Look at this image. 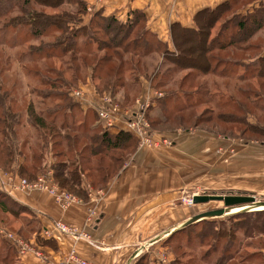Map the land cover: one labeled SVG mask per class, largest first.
<instances>
[{
  "label": "trees",
  "instance_id": "obj_1",
  "mask_svg": "<svg viewBox=\"0 0 264 264\" xmlns=\"http://www.w3.org/2000/svg\"><path fill=\"white\" fill-rule=\"evenodd\" d=\"M87 1L0 0V45L27 44L20 55L26 61L23 67L47 90L32 93L40 105L53 102L42 109L28 102L19 105L24 95L14 82L8 85V60H0V168L4 172L32 182L48 170L54 184L84 202L88 187L105 188L131 158L135 137L106 129L94 110H83L69 99L68 85L79 80L82 69L88 71L85 77L98 94L112 96L128 80L139 89L140 80H148L163 94L152 103L160 114L148 118L152 131L172 121L175 127L202 126L226 139L264 144L262 0H226L201 9L191 27L169 26V43L148 29L139 10L131 11L124 22L96 10L84 22ZM65 58V68L73 72L70 82L54 67L44 73L34 70L39 61ZM178 73L182 75L169 85ZM24 111L37 135L34 145L29 135L20 140ZM0 222L36 246L50 244L51 239L40 236L32 209L2 191ZM162 247L174 255L168 264H264V210L192 223L168 235ZM150 254L149 246L130 264H147ZM0 264H21L14 248L2 239Z\"/></svg>",
  "mask_w": 264,
  "mask_h": 264
},
{
  "label": "crops",
  "instance_id": "obj_2",
  "mask_svg": "<svg viewBox=\"0 0 264 264\" xmlns=\"http://www.w3.org/2000/svg\"><path fill=\"white\" fill-rule=\"evenodd\" d=\"M225 1L101 0L96 10H101L104 16L113 14L122 22L127 19L131 11L139 10L145 16L148 29L161 41L169 43L171 24L179 23L191 27L196 12L215 7ZM87 2L89 4L87 8L91 10L84 17V22H87L96 11L92 10L93 1ZM262 2L264 4V0ZM141 81H144L143 92L151 95L149 83L144 79ZM83 85L94 90L89 79ZM211 140V136H205L203 143L210 146ZM224 140L231 141L226 138ZM235 149L242 151L239 145H236ZM239 155L240 153L237 154L236 159ZM257 155L252 160L256 163L264 162V157L259 153ZM170 157L171 155L157 156L136 150L127 161L129 166L127 168L124 166L105 188L88 187L87 201L83 202L80 199V202L72 203L66 210L61 209L47 193L10 189L0 175V191L32 209L40 229V236L44 237L42 234L47 231L50 236L44 238L51 239L50 244L37 246L45 255V261L30 253L22 257L17 255L19 262L58 264L66 255L73 252L80 260L91 264H130L149 246L160 242L162 240L160 236L166 231L165 229L178 226L186 219L179 221V209L169 208L174 197L178 195V179L172 178L171 173L164 175L161 167L157 168L156 163L162 164V161L170 165ZM1 171L4 172L2 169ZM91 211H94L92 223L87 222ZM58 221L79 228L87 234V241L74 242L72 238L55 231L54 225ZM0 224L4 225L1 222ZM13 226L19 227L17 223ZM148 243V246H144ZM138 249L141 250L128 263Z\"/></svg>",
  "mask_w": 264,
  "mask_h": 264
},
{
  "label": "rangeland",
  "instance_id": "obj_3",
  "mask_svg": "<svg viewBox=\"0 0 264 264\" xmlns=\"http://www.w3.org/2000/svg\"><path fill=\"white\" fill-rule=\"evenodd\" d=\"M252 5L253 4L249 5L248 8ZM238 7L236 9H238ZM26 48L27 44L19 46L14 43V46H12L7 43H2V45H0V60H8V64L5 68V73L10 80L8 85H11V83L14 82L17 87V92L24 95L25 100L24 97H20L18 100L19 105L23 106L28 102L33 104L35 109L49 107L53 103L51 100H46L43 105H40V99L32 93V90L35 89L47 90L37 79L34 80L32 74H28L25 71L23 66L26 61H21L23 58H21L20 55ZM113 48L111 49L113 50ZM65 60L66 58L64 60H42L37 62L35 64L36 66L33 65L37 68L34 70H40V72L44 73L45 68L54 67L57 71L61 70L62 77L70 82L72 80L71 77L73 72L65 68L66 65L63 64ZM80 71L82 74L80 75L79 80L74 83H69L66 90L67 93L69 91L71 92L78 86L85 84L86 80L89 79V77H85L88 71L83 69ZM180 75L182 74L178 73L173 75L171 80H169V85H173L174 81L178 79ZM48 76L52 77V80L55 79L52 74H47L46 77ZM127 85L124 89L118 90L112 96L109 92L100 93L99 95H109L113 100V103H115L120 110L131 109L144 93V81L140 80L139 89L131 86L133 85L131 80H128ZM219 86H221V84H219ZM149 87L151 88V91H156L150 86V84ZM213 88H215V86H213ZM68 97L71 99L70 96ZM156 108L157 107L150 105L148 112H146V118L149 125L150 122L148 118L153 119L154 117H160ZM198 111L201 110L199 109ZM22 114V121L25 126L20 132V140H22L25 135H29L31 145H34L37 135L27 124L26 112L24 111ZM175 126L176 125L171 121V124H160L157 129L160 131H152L158 140V147L138 149V146H136L135 149L147 154H156L157 156L171 155L170 165L166 161H162V164H156H158L157 168L161 167L164 175H169L171 173L172 178L178 179V195L174 197L169 208L175 207L179 209V221L186 218L181 221L184 222L189 219V217L223 208L221 202H208L195 205L192 202V197L195 195H247L253 196L256 202L264 203V162L256 163L252 160L258 156L257 153L264 157V144L261 145L259 141L257 142L254 140H252L254 142L241 141V139H229L231 141L224 140L222 136L217 137L218 135L209 134L208 131L202 129V126L199 129L192 128V126H188L187 128ZM208 135L211 136L212 139L210 146H206V144L203 143L204 137ZM163 141H166V144H164ZM236 145L241 146L242 151L239 149L237 151V149H235ZM238 153H240V155L238 159H236ZM47 158L46 159L50 164L52 160H50V157ZM124 166L127 168L129 164L127 162L124 163L122 169ZM45 172H48V170ZM45 172L41 171L40 174L43 175ZM231 209L230 213L228 212L225 216L214 219L225 220L227 217L236 216L238 213L264 210V208L255 210L249 208L248 205L237 206ZM244 209H250L251 211H245ZM239 210L243 211L238 212ZM165 233L166 231H163L162 234ZM166 237L167 236L164 235L160 238L162 239L160 242L150 246L151 254L147 264H168L169 261L174 258V255L170 253L169 250L162 247V243ZM147 250L148 249H146V251Z\"/></svg>",
  "mask_w": 264,
  "mask_h": 264
},
{
  "label": "built area",
  "instance_id": "obj_4",
  "mask_svg": "<svg viewBox=\"0 0 264 264\" xmlns=\"http://www.w3.org/2000/svg\"><path fill=\"white\" fill-rule=\"evenodd\" d=\"M92 10H96V6L101 0H92ZM91 8H87L90 11ZM95 90L88 89L85 85H80L70 92L72 100L80 105L83 110L92 109L96 112L99 120L103 126L108 129H119L129 132L137 141L138 149L142 148H156L159 146L156 135L152 132L149 123L147 122L146 112L149 106L152 105V100L162 97V93L158 91H151V95L147 93L142 94L141 98L136 101L135 106L131 109L120 110L119 107L113 103L109 95L98 96ZM166 144V141H163ZM0 175L5 179L6 184L10 189L25 191V192H44L53 198L55 203L61 209L66 210L72 203L80 202L81 200L65 190L60 189L54 184L51 172L43 175H38L37 178L29 182L23 178H18L11 173L2 172ZM191 203V201H190ZM94 211H91L87 222L92 223V216ZM90 224V223H89ZM55 231L72 238L74 242L88 239L86 233L75 226H69L63 222H56L54 225ZM44 237H49V232L45 231L42 234ZM0 239L12 246L19 257L27 254H33L37 258L45 261L46 257L42 251L32 241L23 239L21 236L10 231L4 225L0 224ZM91 264L82 261L79 257L71 252L66 255L58 264Z\"/></svg>",
  "mask_w": 264,
  "mask_h": 264
},
{
  "label": "water",
  "instance_id": "obj_5",
  "mask_svg": "<svg viewBox=\"0 0 264 264\" xmlns=\"http://www.w3.org/2000/svg\"><path fill=\"white\" fill-rule=\"evenodd\" d=\"M192 202L193 204L197 205V204H205L208 202H221L223 204V208L219 209V210H215V211H208L206 213H202L196 216H192L189 219H187L186 221L180 223L178 226L170 228L168 230H166L165 235L168 236L170 234H172L173 232L187 226L190 225L192 223L201 221V220H205V219H214V218H218V217H222L225 216L224 210L226 208H231V207H236V206H242V205H248V204H253L255 202L254 197L251 196H247V195H232V194H212V195H195L192 197ZM245 211H251L250 209H244ZM243 211V210H240ZM238 211V212H240ZM149 243L147 245L144 246H148ZM141 249H143V247H141ZM141 249H138L130 258V260L128 261V263L133 259V257H135L139 251Z\"/></svg>",
  "mask_w": 264,
  "mask_h": 264
},
{
  "label": "bare ground",
  "instance_id": "obj_6",
  "mask_svg": "<svg viewBox=\"0 0 264 264\" xmlns=\"http://www.w3.org/2000/svg\"><path fill=\"white\" fill-rule=\"evenodd\" d=\"M242 206H245V205H242ZM248 206H249V208H253V209H261V208H264V203H259V202H254L253 204H248ZM237 207V206H236ZM231 208H233V207H231ZM231 208H226L225 210H224V213L225 214H227L228 212L230 213V209ZM243 208V207H242ZM252 209V210H253ZM232 210V209H231ZM240 211V210H239ZM176 227V226H175ZM165 234H162V236H160V238H162L163 236H164Z\"/></svg>",
  "mask_w": 264,
  "mask_h": 264
}]
</instances>
